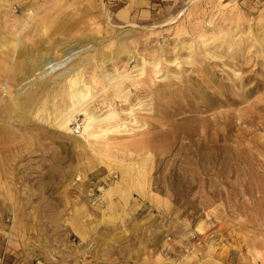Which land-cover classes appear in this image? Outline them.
<instances>
[{"label": "rangeland", "instance_id": "rangeland-1", "mask_svg": "<svg viewBox=\"0 0 264 264\" xmlns=\"http://www.w3.org/2000/svg\"><path fill=\"white\" fill-rule=\"evenodd\" d=\"M0 34V264H264V0H0ZM69 51L97 139L12 112L63 88L9 66Z\"/></svg>", "mask_w": 264, "mask_h": 264}, {"label": "bare ground", "instance_id": "bare-ground-1", "mask_svg": "<svg viewBox=\"0 0 264 264\" xmlns=\"http://www.w3.org/2000/svg\"><path fill=\"white\" fill-rule=\"evenodd\" d=\"M28 18H32L31 15L28 16ZM43 21V22H42ZM39 27L42 31H45L48 29V27H52L53 23L56 22L50 16V14L46 13L44 14L43 18L38 20ZM42 24H41V23ZM58 23V22H56ZM56 29V28H55ZM0 42L2 46L6 45L8 48V51L11 55L14 53L16 54H24L25 50L21 46L20 40L15 38V40H10L0 34ZM124 45L120 44L118 46V52L124 51ZM76 56L75 53L71 54V51L65 52L62 54V58L65 57L63 60L54 58L51 56L50 53H46L41 57L34 56V58L28 57L29 60V68H23L21 66L18 67V65L13 64V66H9V77L7 81L5 82L4 86H7V82H9V79L15 80L16 73L20 74L22 80L30 79L34 76V81H31V85L34 86V83L43 78L46 77V75L50 74L51 72L59 71L61 70L57 75H55L52 79L58 81L60 83L61 88L63 90L55 93V95H52V99L58 98V101L56 103L51 104V110H48V101L44 100L43 103L37 101L34 91H28L26 93V90L24 87H21L17 91L16 100L18 101L15 106L16 108L12 110L14 115L21 121L25 122L28 121L29 117L38 118L40 117L41 113H45L46 118L50 119L51 123H54L55 126L58 129H62L64 131H69V126L71 122L75 119L76 114L79 112H83L84 115H86L84 119V127H83V133H86L87 138H94L97 139L102 135H106L110 132L115 131V128H107V129H99V134L93 132V128L97 126L98 124L113 119L115 117V113L108 112L102 119H97L93 114L87 113V111L82 108L80 109L90 98V88L87 86L83 81V76L81 74V71L78 70V68L81 66L82 62L71 66L70 68L66 69L64 68V64L67 62L68 59L71 57ZM0 65H5L4 62H1ZM1 71V69H0ZM66 72V73H65ZM68 72V73H67ZM127 77V76H126ZM125 77V78H126ZM3 86V85H2ZM4 93H7L6 90H4ZM65 99H67V103L65 102ZM35 107V109H33ZM38 107V108H37ZM33 113L31 115L30 112ZM121 126H119L120 128ZM191 135L187 133V130L185 129L182 134L179 136L183 139H188L190 141ZM215 146V145H214ZM213 146V148H214ZM212 147V146H210ZM205 147H199L194 155L196 157V161L193 162L195 166H197L198 169H200L201 174H204L206 176L207 170L205 167L211 163V154L210 153H202V150ZM206 149L208 147L206 146ZM206 172L203 173V172ZM127 175L131 176V181H127L126 184L132 188L136 187L137 189L141 188V180L140 177L142 175V172L136 171V175H130L128 172H126ZM189 180H187L188 182ZM190 188V187H189ZM110 191V190H109ZM106 194H108V192ZM122 199L125 202L126 200V194L121 193ZM112 205H109L107 209H111ZM82 217L89 218V214L86 211V209H82ZM104 217V215H103ZM107 218L112 219L113 216L109 215Z\"/></svg>", "mask_w": 264, "mask_h": 264}]
</instances>
